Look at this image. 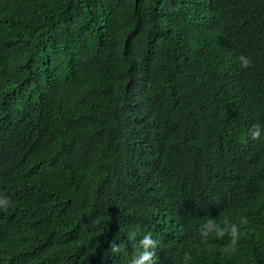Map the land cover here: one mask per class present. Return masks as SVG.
I'll return each instance as SVG.
<instances>
[{
    "label": "trees",
    "instance_id": "16d2710c",
    "mask_svg": "<svg viewBox=\"0 0 264 264\" xmlns=\"http://www.w3.org/2000/svg\"><path fill=\"white\" fill-rule=\"evenodd\" d=\"M256 123L264 0H0V264H264Z\"/></svg>",
    "mask_w": 264,
    "mask_h": 264
},
{
    "label": "clouds",
    "instance_id": "9594fccd",
    "mask_svg": "<svg viewBox=\"0 0 264 264\" xmlns=\"http://www.w3.org/2000/svg\"><path fill=\"white\" fill-rule=\"evenodd\" d=\"M239 65L242 69H249L252 67V59L246 55L238 57ZM249 135L252 140H259L264 136V124L256 123L249 130ZM10 206L8 200H0V211L6 212ZM247 223V220L240 218L239 223H233L230 219H224L217 222L214 219H206L203 221L199 228L200 240L202 244H206L208 239L212 236L216 238H223L226 235L230 238L229 243L222 249V253L226 256L235 255L239 241L242 236L241 227ZM127 242H131L135 246V250L129 258V264H154V257L156 255L155 249L157 248L158 241L152 238V234H143L139 225L127 231ZM110 250L113 253H124L125 244L121 243L119 246L113 241L110 245ZM191 260L188 254H185V264Z\"/></svg>",
    "mask_w": 264,
    "mask_h": 264
}]
</instances>
